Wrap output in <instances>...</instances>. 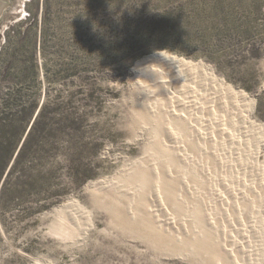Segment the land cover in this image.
I'll use <instances>...</instances> for the list:
<instances>
[{
	"label": "rangeland",
	"instance_id": "1",
	"mask_svg": "<svg viewBox=\"0 0 264 264\" xmlns=\"http://www.w3.org/2000/svg\"><path fill=\"white\" fill-rule=\"evenodd\" d=\"M9 2L0 16V264H211V240L228 242L220 233L233 223L218 197H229L223 181L253 182L245 149L261 141L264 150V0ZM158 52L202 63L211 82L244 96L237 111L211 88L199 105L139 94L132 69ZM96 54L100 70L89 66ZM45 100L46 128L1 187ZM70 202L83 211L77 224L61 209Z\"/></svg>",
	"mask_w": 264,
	"mask_h": 264
},
{
	"label": "bare ground",
	"instance_id": "2",
	"mask_svg": "<svg viewBox=\"0 0 264 264\" xmlns=\"http://www.w3.org/2000/svg\"><path fill=\"white\" fill-rule=\"evenodd\" d=\"M163 56L168 57L169 59H171L174 63H171L169 61L163 60L162 57H159L158 55H151V56H147L144 59H141V61L139 62H150V61H158L164 64V66L169 70V74H168V78H166L165 80V86L164 88H161L160 91H154V92H158V93H164L165 95L169 94L168 96L173 95L172 97H176L177 100H179L182 105L186 106L187 104V99L190 97H193V99L195 98V100H193V104L199 105V100L200 97H202V93L201 91L205 90L207 88H211L212 90V95L214 96V99H216L217 97H220V104H222V107L224 108H231L233 109L235 112L238 109V105L241 101V99H244L243 95H236L232 92H230L227 88H225L222 83L220 82H211V80L208 77V69L207 67H205L204 65H202V63H197V64H191V63H186L185 61L172 57L170 55L167 54H163L160 53ZM138 65V63H137ZM136 65V66H137ZM138 76V73L136 72V77ZM203 79H205V82L208 83L210 82L211 84L209 87L207 84H202L203 82H200V80L203 81ZM179 87L180 89H178V91H173L175 93L171 92V89L173 87ZM155 94V93H154ZM158 95V94H157ZM162 97V95H161ZM166 98V97H165ZM176 98L173 99V103H175ZM168 99V98H167ZM170 100V98L168 99ZM192 100V99H191ZM171 101V100H170ZM177 101V102H179ZM190 101V100H189ZM188 101V102H189ZM162 102V101H161ZM179 102V103H180ZM191 103V105H192ZM181 105V104H180ZM189 106V104H188ZM187 106V107H188ZM166 107V106H165ZM150 108V107H149ZM155 107L152 106V112H156L158 113L157 109H154ZM163 108V107H162ZM168 108V107H166ZM174 108V107H173ZM193 108V107H192ZM191 108V109H192ZM159 109V108H158ZM194 109V108H193ZM196 109V108H195ZM194 109V110H195ZM197 109H201V108H197ZM151 110V109H150ZM166 110V109H165ZM168 110V109H167ZM188 110V109H187ZM162 111V110H161ZM160 111V112H161ZM171 110H169L168 114V118L170 120H173L172 118L176 119V120H184V122L190 121V119L188 117H186L187 115H183L181 114V112L183 110H181V112L178 113V110H174L173 113L170 112ZM148 112V111H147ZM184 112V111H183ZM213 113V112H212ZM240 113V112H239ZM154 114V113H153ZM186 114V113H184ZM192 115V114H191ZM192 117V116H191ZM244 118V117H243ZM175 120V121H176ZM244 120V119H243ZM178 122V121H177ZM183 122V124H184ZM179 123V122H178ZM181 123V122H180ZM182 124V123H181ZM187 125V124H186ZM193 125V124H191ZM235 125V123H234ZM245 126V125H244ZM190 127V126H189ZM159 128V127H158ZM183 128V127H182ZM252 129V128H251ZM158 130V129H157ZM184 129H182L183 131ZM249 128L245 127L244 128V132H249L248 131ZM259 130V129H258ZM161 131V130H160ZM260 131H263V129H261ZM167 134V133H166ZM219 134V133H218ZM251 134V133H250ZM193 135V134H192ZM196 137V136H195ZM229 137V136H228ZM249 137V135H248ZM251 137V136H250ZM249 137V138H250ZM260 138V137H259ZM251 139V138H250ZM261 141H257L256 143V147L254 148V150H250V146H249V150H246V158L244 161L241 162L242 165V169L247 171L249 174L251 173L252 175V179L253 182H250V184L248 185V181L246 183H241L242 187L239 190L238 189H233L234 186L233 184H231V182L224 180V187L225 189L229 192L227 193V195L229 194V197L225 196V195H219L218 197L221 198V203L223 206H226L227 208L225 209V212L228 217V215L231 217V220H233V223L231 224L228 230L227 229H222V233H220L223 236H228L229 239L228 242L226 240L224 241H217V238H213L214 241L211 240V245H210V249L211 252L215 255V257H213V259L209 260L212 261L211 264H258V260L261 256V252H262V248H263V241H262V236L264 233V199L261 198L260 193L264 194V150L263 151H259L262 150ZM238 145L240 146L241 140L238 141L237 140ZM249 143V142H248ZM154 145V144H153ZM214 146V145H213ZM247 147V146H246ZM187 148V147H186ZM243 149V148H242ZM241 149V150H242ZM220 150V149H219ZM232 150V149H231ZM244 150V149H243ZM242 150V151H243ZM240 151V150H239ZM228 152V151H227ZM178 153V152H177ZM239 153V152H238ZM245 155V154H244ZM243 155V156H244ZM238 156V155H237ZM242 156V157H243ZM240 157V155H239ZM233 158V157H232ZM263 160H260V159ZM153 159V158H152ZM238 159V158H237ZM233 160V159H232ZM236 160V159H235ZM238 161V160H237ZM240 161V159H239ZM263 161V162H261ZM155 162V161H154ZM178 163V162H177ZM240 163V162H239ZM229 164V163H228ZM238 164V163H237ZM235 164V166L237 165ZM209 166V164H208ZM154 167V166H153ZM230 167V166H229ZM233 167V166H232ZM227 168V167H226ZM163 169V168H162ZM235 169V168H234ZM232 170V169H231ZM239 170V169H238ZM177 172V171H176ZM237 172V170H236ZM243 172V171H242ZM234 173V171H233ZM238 173V172H237ZM247 173V174H248ZM243 174V173H242ZM144 175V174H143ZM233 175V174H232ZM240 176V175H239ZM242 176V175H241ZM136 177V176H135ZM169 177V176H168ZM244 177V176H243ZM232 178V177H231ZM240 178V177H239ZM242 178V177H241ZM250 178V177H249ZM244 179V178H243ZM248 179V178H247ZM246 179V180H247ZM250 179V180H252ZM241 180V179H240ZM131 181V180H130ZM129 181V182H130ZM167 181V180H166ZM171 181V180H170ZM245 181V180H244ZM132 182V181H131ZM235 183V182H234ZM146 184V183H145ZM161 184V183H160ZM212 185V184H211ZM161 186V185H160ZM94 189H96L98 192H104L106 190H108V187L103 186L102 184L98 183L95 184ZM168 187V186H167ZM214 187V186H213ZM159 188V187H158ZM166 188V187H165ZM178 188V187H177ZM93 189V188H92ZM196 189V188H195ZM224 190V189H223ZM221 190V191H223ZM199 191V190H198ZM145 192V191H144ZM174 192V191H173ZM218 192V191H217ZM106 193V192H105ZM216 193V192H215ZM222 193V192H221ZM220 193V194H221ZM160 193L158 192V195ZM129 195V194H128ZM162 195V194H161ZM110 196V195H108ZM183 196V195H182ZM122 197V196H121ZM203 197V196H202ZM134 198V197H133ZM155 198V197H154ZM160 198V197H159ZM188 198V197H187ZM217 198V199H219ZM161 199V198H160ZM167 199V198H166ZM105 201V200H104ZM198 201V200H197ZM201 201V200H200ZM111 202V201H110ZM137 202V200H136ZM169 202V201H168ZM171 202V201H170ZM143 203V202H142ZM157 203V202H156ZM206 203V202H205ZM134 200L130 198V201L127 202V209L128 210V214H130V218L132 217V219L136 218L137 214H140L139 211L138 213L135 212V210L133 211V207L134 206ZM198 204V203H197ZM125 205V204H124ZM199 205V204H198ZM209 205V204H208ZM183 206V205H182ZM76 207V208H75ZM124 207V206H123ZM143 207V206H142ZM78 206V204L75 203H67L66 205L62 206L61 209H63L64 211H66V213L70 216L69 218H71V220H73L76 224L79 221V218H81L77 212H75L76 210L80 211V213H82L83 211L81 210V208ZM140 208V206H139ZM138 208V209H139ZM225 208V207H224ZM117 209V208H116ZM120 209V208H118ZM123 209V208H121ZM135 209V208H134ZM137 209V207H136ZM137 209V210H138ZM140 210V209H139ZM61 212V211H60ZM198 212V211H197ZM64 213V212H63ZM121 213V212H120ZM61 214V213H60ZM164 214V213H163ZM166 214V213H165ZM206 214V213H205ZM212 214V213H211ZM81 215V214H80ZM84 215V214H82ZM81 215V216H82ZM196 215V214H195ZM210 216V215H209ZM217 216V215H216ZM129 218V219H130ZM143 218V217H142ZM62 219V218H61ZM175 219V218H174ZM201 218H199L200 220ZM212 219V218H211ZM230 220V218H227ZM65 220V219H64ZM63 220V221H64ZM145 220V219H144ZM168 220H172V223L175 224V220L173 221L172 218H169ZM202 220H200L201 222ZM210 221V218H209ZM73 222V223H74ZM204 222V221H203ZM214 222V221H213ZM66 223V220H65ZM171 223V224H172ZM181 223V222H180ZM195 223V222H194ZM211 224V223H210ZM179 225V223H178ZM198 225V224H197ZM203 225V224H201ZM175 226V225H174ZM221 226V224H220ZM225 226V225H224ZM69 227V226H68ZM146 227V226H145ZM173 227V226H172ZM177 227V226H176ZM216 227V223L214 228ZM227 227V226H226ZM170 228V227H169ZM174 228V227H173ZM179 228V227H178ZM176 228L177 231H179V229ZM202 228V227H201ZM205 228V227H204ZM214 228L212 229V233L216 232ZM219 228V227H218ZM224 228V227H223ZM171 229V228H170ZM60 230V229H59ZM63 230V229H62ZM184 230V229H183ZM203 230V229H202ZM217 230V229H216ZM220 230V229H218ZM217 230V231H218ZM78 231V230H77ZM186 231V230H185ZM189 231V230H188ZM66 232V231H65ZM58 234L63 235V233L60 231H57ZM72 233V232H70ZM159 233V232H158ZM187 233V232H186ZM193 233V231H192ZM198 233V232H197ZM73 234V233H72ZM79 234V233H78ZM179 234V233H178ZM185 234V233H184ZM190 234V233H189ZM188 234V235H189ZM204 234V233H203ZM219 234V233H218ZM217 234V235H218ZM182 235V234H181ZM193 235V234H192ZM190 235V236H192ZM214 235V234H213ZM179 236V235H177ZM184 236V235H183ZM189 236V238H190ZM194 236V235H193ZM201 236V235H200ZM203 236V235H202ZM74 237V236H73ZM153 237V236H152ZM176 237V236H175ZM206 237V236H205ZM182 238V237H181ZM180 238V240H182ZM185 238V237H184ZM179 239V237H178ZM195 239V238H194ZM203 239V238H202ZM205 239V238H204ZM210 239H212V237H210ZM224 239V237H223ZM192 242H193V238L191 237ZM161 241V240H160ZM200 241V240H198ZM208 241V239H207ZM221 241V242H220ZM159 242V241H158ZM191 242V241H190ZM207 243V242H206ZM205 243V244H206ZM158 244V243H157ZM192 244V243H191ZM203 248V247H202ZM178 250V249H177ZM211 253V254H212ZM188 254V253H187ZM213 255V256H214ZM221 257V260H220ZM210 263V262H208Z\"/></svg>",
	"mask_w": 264,
	"mask_h": 264
},
{
	"label": "clouds",
	"instance_id": "3",
	"mask_svg": "<svg viewBox=\"0 0 264 264\" xmlns=\"http://www.w3.org/2000/svg\"><path fill=\"white\" fill-rule=\"evenodd\" d=\"M156 55L162 57L163 60L174 63L171 59L163 56L158 52ZM138 73L137 79L133 82H139L137 92L148 96L153 91H160L165 86V80L168 78L169 70L163 63L158 61L138 62L137 66L132 69Z\"/></svg>",
	"mask_w": 264,
	"mask_h": 264
},
{
	"label": "trees",
	"instance_id": "4",
	"mask_svg": "<svg viewBox=\"0 0 264 264\" xmlns=\"http://www.w3.org/2000/svg\"><path fill=\"white\" fill-rule=\"evenodd\" d=\"M99 41V40H98ZM99 49V47L97 48ZM89 66H92L93 69H96V70H100L102 69V61H101V56L99 54H96V56L94 58L90 57L89 58ZM82 75V74H81ZM82 80L84 81V78L82 77ZM91 85H88L90 86L89 88V92L91 91V96L93 97H97L98 99V91L100 89H98V85L95 83V81H93L92 83H90ZM83 89L82 88V93L83 92ZM21 94V92H20ZM49 106V101L48 100H45L43 106H42V109L19 153V156L14 164V166L12 167V171L17 167V165H19L21 159L23 158L25 152L29 149V147L31 146V144L33 143V141L35 140V136L37 135V133L41 132V130L43 131L45 128H46V112H47V107ZM74 117V115H73ZM69 119L68 118V113H66V120ZM23 131L25 130V127H23Z\"/></svg>",
	"mask_w": 264,
	"mask_h": 264
},
{
	"label": "water",
	"instance_id": "5",
	"mask_svg": "<svg viewBox=\"0 0 264 264\" xmlns=\"http://www.w3.org/2000/svg\"><path fill=\"white\" fill-rule=\"evenodd\" d=\"M16 1H17V0H16ZM9 3H10L9 0H0V16L2 15L4 9L9 5ZM39 112H40V109L38 110V112H37V114L35 115L33 121L31 122V124H30V126H29V128H28V130H27L26 135H25V137H24V139H23L21 145L19 146V149H18L17 153L15 154V157H14L13 161L11 162V164H10L8 170H7V173H6V175L4 176V179H3V181H2L1 187L3 186V184H4L5 180H6V178L8 177L9 172L11 171V169H12V167H13V165H14V163H15V161H16V159H17V157H18V155H19V153H20V151H21V149H22V147H23V145H24V143H25V141H26V139H27V137H28V135H29V133H30V131H31V129H32L33 125H34V123H35V121H36V119H37V117H38V115H39Z\"/></svg>",
	"mask_w": 264,
	"mask_h": 264
}]
</instances>
